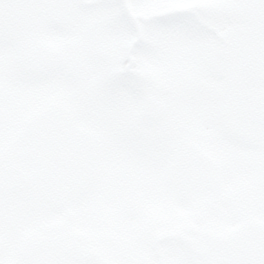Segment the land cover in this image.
I'll return each mask as SVG.
<instances>
[{"label":"snow or ice","instance_id":"snow-or-ice-1","mask_svg":"<svg viewBox=\"0 0 264 264\" xmlns=\"http://www.w3.org/2000/svg\"><path fill=\"white\" fill-rule=\"evenodd\" d=\"M0 264H264V0H0Z\"/></svg>","mask_w":264,"mask_h":264}]
</instances>
